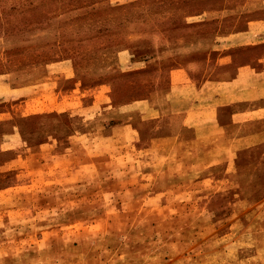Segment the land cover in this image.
I'll return each mask as SVG.
<instances>
[{
    "label": "rangeland",
    "instance_id": "obj_1",
    "mask_svg": "<svg viewBox=\"0 0 264 264\" xmlns=\"http://www.w3.org/2000/svg\"><path fill=\"white\" fill-rule=\"evenodd\" d=\"M246 1L0 0V81L34 64L64 70L67 84L107 94L99 105L87 97L89 111L190 84L222 35L264 22ZM6 125H24L32 142L48 132L62 140L80 121L53 112ZM16 170L0 172V264H262L255 217L243 237L225 227L228 212L190 196L147 197L141 185L122 193L130 185L107 178L31 181L30 168Z\"/></svg>",
    "mask_w": 264,
    "mask_h": 264
},
{
    "label": "crops",
    "instance_id": "obj_2",
    "mask_svg": "<svg viewBox=\"0 0 264 264\" xmlns=\"http://www.w3.org/2000/svg\"><path fill=\"white\" fill-rule=\"evenodd\" d=\"M243 6L257 11L264 0ZM213 50L204 76L190 84L177 79L174 86L92 111L87 97L99 105L107 94L67 84L64 70L34 64L6 73L0 152L11 156L0 159V172L15 168L19 177L30 168L31 181L107 178L126 181L122 193L141 185L147 197L190 196L208 211L228 212L225 227L244 231L243 237L255 217V243L264 244V22L225 33ZM53 112L78 119L79 127L62 140L48 132L26 142L24 125H6ZM168 182L173 189L164 186ZM259 251L255 257L264 264Z\"/></svg>",
    "mask_w": 264,
    "mask_h": 264
}]
</instances>
